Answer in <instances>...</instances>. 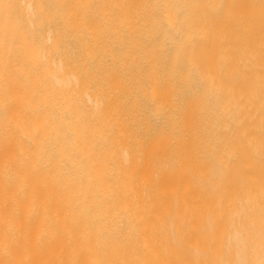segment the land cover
<instances>
[{
    "label": "bare ground",
    "instance_id": "bare-ground-1",
    "mask_svg": "<svg viewBox=\"0 0 264 264\" xmlns=\"http://www.w3.org/2000/svg\"><path fill=\"white\" fill-rule=\"evenodd\" d=\"M0 264H264V0H0Z\"/></svg>",
    "mask_w": 264,
    "mask_h": 264
}]
</instances>
